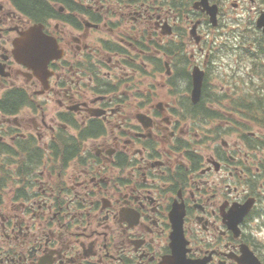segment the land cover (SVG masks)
Returning <instances> with one entry per match:
<instances>
[{"label":"flooded vegetation","instance_id":"1","mask_svg":"<svg viewBox=\"0 0 264 264\" xmlns=\"http://www.w3.org/2000/svg\"><path fill=\"white\" fill-rule=\"evenodd\" d=\"M42 1L0 0V264H166L180 217L174 264H264V98L227 76L208 97L250 30L264 96L263 30L233 43L232 0H209L215 25L203 0ZM36 25L57 51L30 68L16 43Z\"/></svg>","mask_w":264,"mask_h":264},{"label":"rangeland","instance_id":"2","mask_svg":"<svg viewBox=\"0 0 264 264\" xmlns=\"http://www.w3.org/2000/svg\"><path fill=\"white\" fill-rule=\"evenodd\" d=\"M262 2L264 4V0H232V6L233 4H239V7L237 8L238 10L236 11L234 10V8L232 9L229 8L231 9V17L228 20V22L231 21V26H232L231 31L235 33V35H238V33L244 32V30L246 29V21L248 18L251 17V20H254V24L256 23L257 8L259 5L262 4ZM232 41L233 43H235V36L232 37ZM249 44L250 42H248L244 51L242 50L238 53L239 57L237 58H240L241 56L244 55L243 62L237 63L236 60L233 58V62H232L233 70L231 72L230 70L227 69V70H218L215 74H213V79H212L213 86L211 90L208 92L209 93L208 97H214V98L223 97V95H225V92H227V94L231 96V92H229L227 89L223 91L220 89V86L224 84L225 76H227L228 82L231 81V87L234 88L235 91L237 92V95L235 96V98H237V101L239 103H243V101L249 98V94L254 93L252 92L254 90V86H247L246 84L248 83V78H249L247 77V73L251 72L252 67L257 68L258 63H259V58L251 55V53L249 54L246 51L248 50ZM249 58L252 59L253 61L255 60L256 63L252 64ZM246 59L247 61L245 62ZM165 61L167 62L166 59ZM236 67H239V68H236ZM229 73L231 77L228 76ZM158 79L159 80L156 82L154 79H152L151 83L156 84V87L153 88L152 91L157 93L156 98H158V100L166 99L169 97L170 89L168 87L166 90L161 92L160 84L163 83V81L161 80L160 77H158ZM160 80H161V83H157V82H160ZM164 83H165V80H164ZM180 86L182 87V89L184 88V85H180Z\"/></svg>","mask_w":264,"mask_h":264},{"label":"water","instance_id":"3","mask_svg":"<svg viewBox=\"0 0 264 264\" xmlns=\"http://www.w3.org/2000/svg\"><path fill=\"white\" fill-rule=\"evenodd\" d=\"M203 2L204 7L208 11L209 15H211V21L215 24L218 7L210 6L208 3L209 0H203ZM257 23L258 28H264V15L258 20ZM39 34V29H35L32 32L24 35L21 39H18L16 43L18 54L22 55V62L30 68L34 67L39 61V51L43 49V45H41L39 41ZM194 79L193 97L194 100L197 101L199 100L202 91V75L199 76V74L195 72Z\"/></svg>","mask_w":264,"mask_h":264},{"label":"trees","instance_id":"4","mask_svg":"<svg viewBox=\"0 0 264 264\" xmlns=\"http://www.w3.org/2000/svg\"><path fill=\"white\" fill-rule=\"evenodd\" d=\"M18 1V7L24 12L37 13L49 9L47 3L42 0H15Z\"/></svg>","mask_w":264,"mask_h":264}]
</instances>
